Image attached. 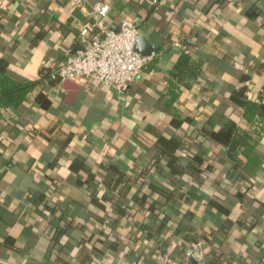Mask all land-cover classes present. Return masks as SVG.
I'll use <instances>...</instances> for the list:
<instances>
[{"label":"crops","instance_id":"1","mask_svg":"<svg viewBox=\"0 0 264 264\" xmlns=\"http://www.w3.org/2000/svg\"><path fill=\"white\" fill-rule=\"evenodd\" d=\"M95 2L0 0V72L46 76L0 109V264H264V0H106L154 54L125 93L50 78Z\"/></svg>","mask_w":264,"mask_h":264},{"label":"built area","instance_id":"2","mask_svg":"<svg viewBox=\"0 0 264 264\" xmlns=\"http://www.w3.org/2000/svg\"><path fill=\"white\" fill-rule=\"evenodd\" d=\"M86 0H75L78 7L85 6ZM110 5L106 0H96L92 13L95 18L91 26L81 30L85 38L83 48L67 56L65 61L53 70L51 76L61 81L90 77L120 93L127 92L154 54H142L136 48L139 35L138 24L124 18L118 28H112L106 17ZM91 29H96L91 34ZM206 240L192 241L185 250L184 260L179 261L166 255V264H206Z\"/></svg>","mask_w":264,"mask_h":264},{"label":"trees","instance_id":"3","mask_svg":"<svg viewBox=\"0 0 264 264\" xmlns=\"http://www.w3.org/2000/svg\"><path fill=\"white\" fill-rule=\"evenodd\" d=\"M157 1L158 0H154L155 3ZM188 57L189 56L187 54H184L181 57L180 63L178 65L179 68L187 64ZM42 77H43L42 79H45L46 76L43 75ZM51 77L52 76H50V78ZM42 79L36 81H29V82H19L14 80L4 72H0V109H4L5 107L8 106L17 107L23 103H26V101L31 97L34 89L37 87L38 84L41 83ZM52 79L59 80L58 78H53V77ZM250 116L252 115L247 114L248 118H251ZM185 250H184V254H185ZM171 257L174 258L173 256ZM174 259L179 260L178 258H174Z\"/></svg>","mask_w":264,"mask_h":264},{"label":"water","instance_id":"4","mask_svg":"<svg viewBox=\"0 0 264 264\" xmlns=\"http://www.w3.org/2000/svg\"><path fill=\"white\" fill-rule=\"evenodd\" d=\"M141 41H143V37L139 34L138 35V40H137V46H136V48H137V50L146 53L144 51V49L141 47ZM189 264H197V263H196V261H194L193 259H191L190 262H189Z\"/></svg>","mask_w":264,"mask_h":264}]
</instances>
